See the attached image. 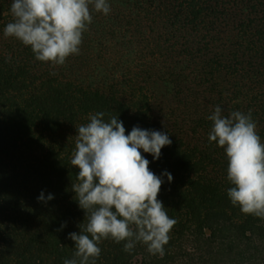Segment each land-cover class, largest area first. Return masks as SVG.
I'll return each mask as SVG.
<instances>
[{
  "label": "trees",
  "instance_id": "16d2710c",
  "mask_svg": "<svg viewBox=\"0 0 264 264\" xmlns=\"http://www.w3.org/2000/svg\"><path fill=\"white\" fill-rule=\"evenodd\" d=\"M11 2L0 0V264L72 257L68 235L85 212L70 156L76 127L96 112L117 115L126 135H169L159 159L142 155L157 176L171 173L157 199L178 221L163 258L105 239L96 264H264V218L232 205L206 119L217 105L251 112L264 143V0H107V15L90 5L79 54L57 66L4 36ZM42 191L54 198L38 202Z\"/></svg>",
  "mask_w": 264,
  "mask_h": 264
},
{
  "label": "clouds",
  "instance_id": "9594fccd",
  "mask_svg": "<svg viewBox=\"0 0 264 264\" xmlns=\"http://www.w3.org/2000/svg\"><path fill=\"white\" fill-rule=\"evenodd\" d=\"M90 5L105 15L111 11L107 0H12L13 20L3 34L30 47L37 61L63 65L66 58L79 54L82 34L92 22ZM105 116L89 113V122L76 127L70 164L78 174L71 190L85 216L79 232L68 235L74 252L63 264H96L98 245L105 239L124 242L123 250L129 253L143 244L149 254L163 258L170 230L178 223L157 199L164 177L169 183L173 180L171 173L165 170L157 176L142 155L159 159L161 149L172 143L169 135L139 126L126 135L117 115L107 120ZM206 119L211 122L209 143L215 142L227 160L232 205L243 214L264 218V143L251 112L225 116L217 105ZM53 198L42 191L37 201Z\"/></svg>",
  "mask_w": 264,
  "mask_h": 264
},
{
  "label": "rangeland",
  "instance_id": "374dc122",
  "mask_svg": "<svg viewBox=\"0 0 264 264\" xmlns=\"http://www.w3.org/2000/svg\"><path fill=\"white\" fill-rule=\"evenodd\" d=\"M104 43L106 44L107 47H109L108 50H109L110 53H118V52H112V51H111V49L114 48V46L112 47L113 42L111 43V42L109 41L108 43H106V42H104ZM114 51H115V50H114ZM118 54H119V53H118ZM110 55H111V54H110ZM113 56H114V57H110V58H115V60H118L119 56H118L117 54H116V55L113 54ZM148 61H149L150 63H151V62L153 63V62H155L156 60H155V58H151V59L148 58Z\"/></svg>",
  "mask_w": 264,
  "mask_h": 264
}]
</instances>
